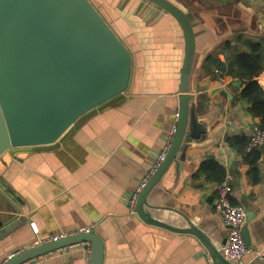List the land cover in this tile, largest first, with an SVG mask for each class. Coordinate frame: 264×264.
Segmentation results:
<instances>
[{"label":"crops","instance_id":"obj_1","mask_svg":"<svg viewBox=\"0 0 264 264\" xmlns=\"http://www.w3.org/2000/svg\"><path fill=\"white\" fill-rule=\"evenodd\" d=\"M103 1L122 20L136 50L129 93L84 115L56 144L5 155L0 221L15 215L20 221L0 238V264L16 251L84 227L103 241L102 264H212L195 235L149 225L129 204L177 125L183 30L171 14L146 0ZM176 3L190 15L196 35L193 140L151 194L149 202L158 207L152 214L176 227H188L189 217L221 252L229 229L213 208L217 183L196 176L214 159L233 177L232 201L247 211L248 246L264 255V146L254 163L233 146L237 138L249 139L261 119L240 97L242 81L219 71L216 62L248 51V40L264 43V0ZM257 80L264 89V68ZM88 255L81 243L28 264H88ZM253 258L254 253L245 256Z\"/></svg>","mask_w":264,"mask_h":264},{"label":"water","instance_id":"obj_2","mask_svg":"<svg viewBox=\"0 0 264 264\" xmlns=\"http://www.w3.org/2000/svg\"><path fill=\"white\" fill-rule=\"evenodd\" d=\"M171 14L185 37L177 129L165 160L140 192L135 213L147 224L195 235L214 264L228 260L208 235L187 217L176 227L153 216L149 198L184 145L193 140L191 72L196 35L190 15L173 0H146ZM134 44L122 20L103 0H0V162L25 148L56 144L76 122L112 98L129 93ZM22 220V219H21ZM0 221V238L19 222ZM246 245L249 238L243 228ZM84 243L91 264H102L104 247L91 229L12 253L3 264H23L45 254Z\"/></svg>","mask_w":264,"mask_h":264},{"label":"built area","instance_id":"obj_3","mask_svg":"<svg viewBox=\"0 0 264 264\" xmlns=\"http://www.w3.org/2000/svg\"><path fill=\"white\" fill-rule=\"evenodd\" d=\"M177 125L175 124L170 139L163 149V151L158 155L153 168L149 171L148 175L141 181L140 185L137 187L135 193L131 196L129 200L130 207L132 211H135V206L139 198L140 192L147 185L148 181L155 173V171L160 167L166 158L169 151L171 142L173 140L174 134L176 132ZM264 146V128L257 127L253 134L249 137V142L247 145V150H253ZM232 175L228 172L225 178L217 183V196L213 203L214 210L221 215L225 224L228 226V238L224 246V255L230 261H236L238 264H253L255 259L264 260V255L260 252H254L248 245H246L243 228L247 223V211L243 205L233 203L231 199V180ZM34 225V224H33ZM35 230H37L35 228ZM91 231L90 227H84L77 232L88 233ZM66 235L58 234L51 238V241L58 240ZM88 264H91V246L88 245ZM254 253V258L246 261L245 256ZM9 255L7 258H10ZM31 260L23 263L28 264ZM212 261V260H211ZM4 262V261H3ZM2 262V264H3ZM212 264L213 261L211 262Z\"/></svg>","mask_w":264,"mask_h":264},{"label":"trees","instance_id":"obj_4","mask_svg":"<svg viewBox=\"0 0 264 264\" xmlns=\"http://www.w3.org/2000/svg\"><path fill=\"white\" fill-rule=\"evenodd\" d=\"M229 44L227 47L230 48ZM245 45L248 47V51L238 50L233 55H229L226 62L215 61L219 71L242 81L240 97L247 100L248 111L254 117L261 119L259 127L264 128V89L257 80L264 68V43L248 40ZM248 142L249 139L237 138L233 146L239 153L246 154V160L249 163H254L259 158L260 151L258 148L247 150ZM251 157L253 158L251 159ZM225 175V168L214 159L205 161L196 174L197 177L205 176L207 180L215 183L221 182Z\"/></svg>","mask_w":264,"mask_h":264},{"label":"rangeland","instance_id":"obj_5","mask_svg":"<svg viewBox=\"0 0 264 264\" xmlns=\"http://www.w3.org/2000/svg\"><path fill=\"white\" fill-rule=\"evenodd\" d=\"M173 1H175V0H173ZM182 1H184V0H182ZM176 2H178V0H176Z\"/></svg>","mask_w":264,"mask_h":264}]
</instances>
